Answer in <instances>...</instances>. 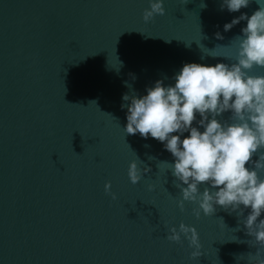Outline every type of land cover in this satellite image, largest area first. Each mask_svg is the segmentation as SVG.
I'll return each instance as SVG.
<instances>
[{
    "label": "water",
    "instance_id": "1",
    "mask_svg": "<svg viewBox=\"0 0 264 264\" xmlns=\"http://www.w3.org/2000/svg\"><path fill=\"white\" fill-rule=\"evenodd\" d=\"M163 6L145 21L147 0H0V264H246L237 257L256 252L242 223L248 209L238 216L217 205L197 217L195 202L177 206L175 177L157 167L171 153L124 133L121 96L172 83L185 62L232 63L246 21L223 24L260 5ZM136 157L148 171L133 184ZM180 221L198 233L195 259L183 236L166 238Z\"/></svg>",
    "mask_w": 264,
    "mask_h": 264
},
{
    "label": "clouds",
    "instance_id": "2",
    "mask_svg": "<svg viewBox=\"0 0 264 264\" xmlns=\"http://www.w3.org/2000/svg\"><path fill=\"white\" fill-rule=\"evenodd\" d=\"M147 2L142 13L145 21L164 14V0ZM249 2L220 0V8L235 12ZM256 2L260 6L251 15L241 12L223 24L228 31L239 21H246L241 34L233 39L236 49L232 63L185 62L174 73L172 83L157 79L143 94L132 90L121 96V108H126L124 133H139L145 139L151 136L171 153L173 160L160 161L157 167L169 169L175 177L180 192L176 204L181 210L185 201L198 205L193 209L197 217L201 212L212 214L217 205L229 212L236 210L238 216L248 209L242 223L256 252L237 257L246 264H264V73L250 71L264 67V2ZM215 35L222 38L219 32ZM216 48L203 51L216 56ZM226 111L230 116L223 119ZM138 160L136 157L128 163L127 174L133 184L148 171L147 166H138ZM104 187L109 191L110 182ZM112 195L115 198V193ZM182 236L192 249L190 258L200 256L194 225L180 221L168 226V240L179 242Z\"/></svg>",
    "mask_w": 264,
    "mask_h": 264
}]
</instances>
